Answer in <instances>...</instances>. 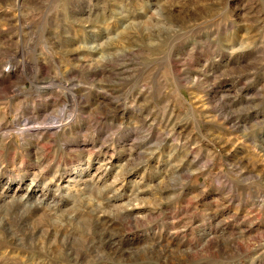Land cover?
Masks as SVG:
<instances>
[{"label": "rangeland", "instance_id": "374dc122", "mask_svg": "<svg viewBox=\"0 0 264 264\" xmlns=\"http://www.w3.org/2000/svg\"><path fill=\"white\" fill-rule=\"evenodd\" d=\"M0 264H264V0H0Z\"/></svg>", "mask_w": 264, "mask_h": 264}]
</instances>
